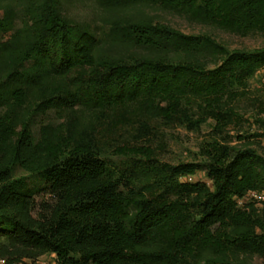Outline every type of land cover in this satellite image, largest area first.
I'll use <instances>...</instances> for the list:
<instances>
[{"label":"trees","instance_id":"16d2710c","mask_svg":"<svg viewBox=\"0 0 264 264\" xmlns=\"http://www.w3.org/2000/svg\"><path fill=\"white\" fill-rule=\"evenodd\" d=\"M142 4L248 36L264 33V0H98ZM21 11V16H19ZM132 48L112 57L63 12L61 0H0V259L38 264H252L264 257V112L240 102L264 70V43L232 50L210 35L147 17L112 21ZM257 101V100H256ZM262 106V103H260ZM63 112L36 140L34 114ZM203 160L171 164L159 126L200 130ZM245 141V144L243 142ZM55 198L34 213L35 189ZM204 172L211 184L184 181ZM28 260L29 262H25Z\"/></svg>","mask_w":264,"mask_h":264},{"label":"rangeland","instance_id":"374dc122","mask_svg":"<svg viewBox=\"0 0 264 264\" xmlns=\"http://www.w3.org/2000/svg\"><path fill=\"white\" fill-rule=\"evenodd\" d=\"M64 14L74 23L86 27L91 31L97 39L99 50L112 57H123L132 51L127 45L115 39L110 33L112 21L123 20L127 18L147 17L155 23H161L171 26L183 33L192 35H210L217 41L226 45L232 50L235 49H255L261 47L264 43V33L254 32L248 36L230 32L219 28L215 25L204 21L194 20L185 14L167 10L157 5L142 4L137 6L117 8L105 7L98 0H61ZM19 11V16H21ZM257 100V101H256ZM262 103V106L260 105ZM241 109L246 113V118L250 119L246 123L241 132L244 134L252 133L257 129V125H253L254 114L264 107V70L250 80L249 95L247 99L240 102ZM264 118V112L261 114ZM63 112L51 109L43 114H34L32 118V130L36 140L40 138V132L43 125H58L63 122ZM214 121L209 120L202 126L200 130H191L186 126H159V133L153 139V146L159 150L160 157L163 161L171 164L180 162L201 161V147L203 142L211 137ZM254 147L261 152L263 148L259 146L258 141L249 140ZM245 144V141L243 142ZM264 145V143H263ZM16 177H26L30 185L35 189V207L34 213L37 214L45 206H53L55 198L50 195L44 187L42 180L30 173L17 168L15 170ZM184 181H204L209 184L211 182L202 171L196 175L183 178ZM251 199V197H247ZM25 262H29L25 260ZM252 264H264V257H251ZM0 264H9L7 261L0 259ZM38 264H58L54 254L41 256Z\"/></svg>","mask_w":264,"mask_h":264},{"label":"built area","instance_id":"2783aa9c","mask_svg":"<svg viewBox=\"0 0 264 264\" xmlns=\"http://www.w3.org/2000/svg\"><path fill=\"white\" fill-rule=\"evenodd\" d=\"M254 198L257 199L258 201L264 200V193H258V192H249L246 196V198Z\"/></svg>","mask_w":264,"mask_h":264}]
</instances>
